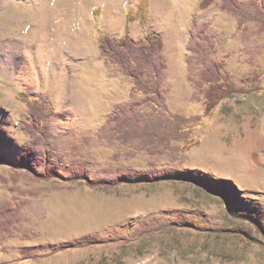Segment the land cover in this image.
<instances>
[{
  "label": "rangeland",
  "instance_id": "1",
  "mask_svg": "<svg viewBox=\"0 0 264 264\" xmlns=\"http://www.w3.org/2000/svg\"><path fill=\"white\" fill-rule=\"evenodd\" d=\"M6 1L0 48L22 44L23 60L12 76H0V159L7 161H0V204L18 208L9 233L0 236V264H264V32L258 24L238 27L220 0L205 7L202 0H158L154 10L152 0ZM256 1L264 9V0ZM201 27L224 77L246 90L220 100L209 116L192 51ZM178 28L186 38L170 57L166 32L175 38ZM123 36L161 38L165 113L194 119L184 132L187 144L196 145L98 141L116 105L145 99L130 98L133 84L100 51L103 39ZM66 42L73 43L70 54ZM53 59L59 69L51 77ZM38 97L51 105L42 143L26 131L33 121L28 103ZM31 171L54 177L36 180ZM152 174L167 178L149 184ZM120 177L126 181L115 184ZM142 222L173 229L141 234ZM77 241L88 247L58 250Z\"/></svg>",
  "mask_w": 264,
  "mask_h": 264
},
{
  "label": "trees",
  "instance_id": "2",
  "mask_svg": "<svg viewBox=\"0 0 264 264\" xmlns=\"http://www.w3.org/2000/svg\"><path fill=\"white\" fill-rule=\"evenodd\" d=\"M211 0H202L200 7H205ZM220 8L226 14L232 15L238 21V27L246 22L258 24L259 32H264V9L256 0H220ZM199 45L194 46V54L198 59L197 66L200 72L197 80V87L202 89L204 97V116H209L213 107L223 98L232 93H244L243 87H236L224 77L223 63L213 60L209 55L212 44L208 36L205 35L204 28H199ZM163 43L160 37L152 36L146 42H134L127 36L119 40L106 38L100 43V51L105 56L108 63L114 64L120 72L133 84L130 98L134 94L140 93L145 99L143 104L131 103L128 105L119 104L106 117L105 122L97 132V139L102 143L132 144L140 141L147 147H166L172 140L185 143V149H189L197 144L195 140L192 144H187L184 124L194 119L187 120L177 115H167L161 95V85L164 79L165 65L162 55ZM255 79L256 76H254ZM30 114L33 118L27 124L26 131L33 137L34 142L46 141L49 137L48 116L51 113V105L47 98L38 97L28 103ZM47 108V110H46ZM40 115V123L38 120ZM6 160L0 159V161ZM31 175L36 180L48 181L54 175L44 172L36 175L31 171ZM167 178V175L152 174L145 181L155 184ZM75 181V179L71 180ZM126 181L125 178H115L114 183ZM225 183V182H221ZM87 186L97 189H107L106 184L86 183ZM200 187L212 191L208 187L200 184ZM18 214V208L11 203L0 204V236L9 233L13 221ZM173 229L172 226L159 224L148 225L142 222L137 232L143 234L152 230ZM264 239V238H263ZM264 243V240H263ZM88 247L84 241L69 242L60 246L58 250L76 249ZM30 250H22L27 254Z\"/></svg>",
  "mask_w": 264,
  "mask_h": 264
},
{
  "label": "bare ground",
  "instance_id": "3",
  "mask_svg": "<svg viewBox=\"0 0 264 264\" xmlns=\"http://www.w3.org/2000/svg\"><path fill=\"white\" fill-rule=\"evenodd\" d=\"M21 1L23 2L24 0H21ZM152 3H153L152 5H153V10H154V8H157V6L159 5V1L158 0H152ZM8 4H10V3H8L7 1L4 4L2 3V0L0 1V13H1V11H3L4 9L6 10L7 7H9ZM153 10H152V12H154ZM177 13H178L177 10L174 11L173 16H174V18L178 19V17H176ZM78 17H79V21L81 23L84 24L86 22V19H85L83 14L81 15V13H80ZM87 17H88V15H87ZM176 24H177V26H180V23H176ZM176 34H175V38H174V35L171 36L168 32H166V37H167L166 41H167V47H168V51L170 53V57H173V55H174L175 44H176V46H178L179 43L180 44L183 43L185 41L187 33L185 30H181V33H179V28H178ZM72 45H73L72 42H66L65 43L64 51L66 52V54L72 53V51H73ZM85 53H86V51H85ZM21 60H23L22 44H9V45L5 46L4 48L3 47L0 48V76H6V77L12 76L13 70H14V65H16V63L18 64L19 62H21ZM98 64H100V63H98ZM58 69H59V66L56 63V61L54 59L51 60L50 63L48 64V70H49L50 76L53 77L55 72L58 71ZM172 69H173V67H172Z\"/></svg>",
  "mask_w": 264,
  "mask_h": 264
}]
</instances>
